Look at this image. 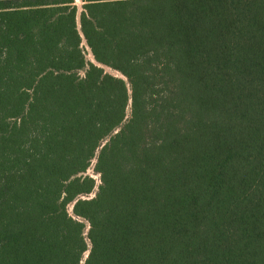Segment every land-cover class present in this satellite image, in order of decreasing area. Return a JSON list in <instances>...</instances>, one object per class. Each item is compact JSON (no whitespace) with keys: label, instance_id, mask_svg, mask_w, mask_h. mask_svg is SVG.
<instances>
[{"label":"trees","instance_id":"obj_1","mask_svg":"<svg viewBox=\"0 0 264 264\" xmlns=\"http://www.w3.org/2000/svg\"><path fill=\"white\" fill-rule=\"evenodd\" d=\"M0 264H264V0H0Z\"/></svg>","mask_w":264,"mask_h":264},{"label":"rangeland","instance_id":"obj_2","mask_svg":"<svg viewBox=\"0 0 264 264\" xmlns=\"http://www.w3.org/2000/svg\"><path fill=\"white\" fill-rule=\"evenodd\" d=\"M74 5H76V7H77V11L78 12H80L81 10H82V5H83V0H74ZM83 45H84V47H85V50L87 51V59H89V58H91V56H90V50H89V48L87 47L86 48V45L84 44V42H83ZM89 60H91L92 61V59H89ZM106 70H108V69H106ZM115 74V73H114ZM81 75H82V73H81ZM91 172V171H90ZM94 178H96V176L95 175H92Z\"/></svg>","mask_w":264,"mask_h":264},{"label":"water","instance_id":"obj_3","mask_svg":"<svg viewBox=\"0 0 264 264\" xmlns=\"http://www.w3.org/2000/svg\"><path fill=\"white\" fill-rule=\"evenodd\" d=\"M79 16V15H78ZM78 20H79V18H77ZM83 42H84V44L86 45V43H85V41H84V39H83ZM86 48H87V45H86ZM90 55H91V53H90ZM91 57H92V55H91ZM92 61L94 62V59H93V57H92Z\"/></svg>","mask_w":264,"mask_h":264},{"label":"bare ground","instance_id":"obj_4","mask_svg":"<svg viewBox=\"0 0 264 264\" xmlns=\"http://www.w3.org/2000/svg\"><path fill=\"white\" fill-rule=\"evenodd\" d=\"M91 56V55H90ZM89 59H92V57L91 58H89Z\"/></svg>","mask_w":264,"mask_h":264}]
</instances>
